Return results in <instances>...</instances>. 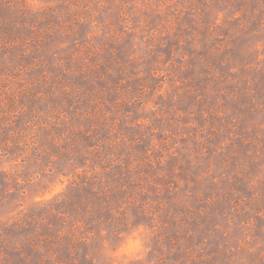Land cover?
<instances>
[{
  "label": "rangeland",
  "instance_id": "rangeland-1",
  "mask_svg": "<svg viewBox=\"0 0 264 264\" xmlns=\"http://www.w3.org/2000/svg\"><path fill=\"white\" fill-rule=\"evenodd\" d=\"M41 2L0 0V264H264V0Z\"/></svg>",
  "mask_w": 264,
  "mask_h": 264
},
{
  "label": "clouds",
  "instance_id": "clouds-1",
  "mask_svg": "<svg viewBox=\"0 0 264 264\" xmlns=\"http://www.w3.org/2000/svg\"><path fill=\"white\" fill-rule=\"evenodd\" d=\"M29 4L34 10H40L46 7L41 0H29ZM143 244L144 241L141 239L140 233H134L133 236L129 238L128 242L124 244L119 251L115 253V255L117 257H122L127 254L130 258L143 259L146 253V249ZM125 264H127V262H125Z\"/></svg>",
  "mask_w": 264,
  "mask_h": 264
}]
</instances>
